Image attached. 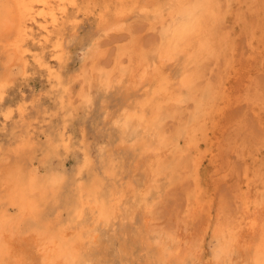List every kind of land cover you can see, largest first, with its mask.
I'll use <instances>...</instances> for the list:
<instances>
[{"label": "rangeland", "instance_id": "rangeland-1", "mask_svg": "<svg viewBox=\"0 0 264 264\" xmlns=\"http://www.w3.org/2000/svg\"><path fill=\"white\" fill-rule=\"evenodd\" d=\"M212 6L207 46L197 54L189 89L180 101L160 108L158 129L166 147L142 212L154 246L148 253L138 252L133 264H143L162 245H176L188 261L200 251L208 254L211 235L240 213L244 195H264V0H212ZM160 19L134 15L123 29L107 32L84 20L67 44L74 60L63 68L69 93H62L60 101L59 92L41 74H33L27 81L20 79L0 107H28L23 125H3L0 111V158L14 149L22 131L31 137L30 159L38 174L54 172L66 179L52 215L60 208L61 218H68L77 200L72 187L76 177L85 185L105 177L104 148L123 161L117 183L129 178L130 154L119 148L113 120L123 110L132 74L139 73L143 61H157L164 29ZM182 64L180 57L171 67L176 78ZM121 71L122 81L117 82ZM105 75L111 76L110 87L103 85ZM190 135L195 143L189 144ZM84 153L89 154L87 165Z\"/></svg>", "mask_w": 264, "mask_h": 264}, {"label": "bare ground", "instance_id": "bare-ground-1", "mask_svg": "<svg viewBox=\"0 0 264 264\" xmlns=\"http://www.w3.org/2000/svg\"><path fill=\"white\" fill-rule=\"evenodd\" d=\"M212 8V0H0V107L18 81H27L33 74H41L43 82L59 92L60 101L62 93H69L63 68L74 60L67 44L84 20L95 21L107 32L123 29L134 15L154 14L161 17L164 28L157 61H143L139 73L132 74L123 110L113 120L119 148L130 154L131 174L125 184L117 183L118 167L123 164L118 162L120 155L104 148L105 177L93 178L86 185L79 176L73 180L77 200L65 221L60 208L54 215L52 210L66 179L54 172L43 177L33 168L29 134L21 131L14 149L2 155L0 264H133L138 252L153 248L142 212L166 147L158 129L160 108L163 103L180 101L183 90L190 87L193 64L207 46ZM180 57L183 64L176 78L171 67ZM122 78L121 71L116 81ZM110 83L111 76L105 75L103 85L110 87ZM0 111L3 125L9 121L23 125L28 107L18 103ZM189 137V144L195 143ZM88 155H83L84 165L89 163ZM254 195L246 193L240 213L211 235L208 243L213 246L208 254L199 250L188 261L176 245H162L143 264H208L212 260L216 264H264V195Z\"/></svg>", "mask_w": 264, "mask_h": 264}]
</instances>
